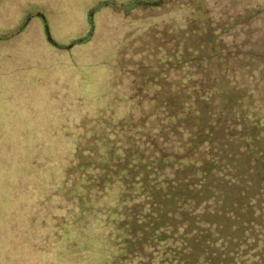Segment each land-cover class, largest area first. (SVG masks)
Masks as SVG:
<instances>
[{"label":"trees","instance_id":"obj_1","mask_svg":"<svg viewBox=\"0 0 264 264\" xmlns=\"http://www.w3.org/2000/svg\"><path fill=\"white\" fill-rule=\"evenodd\" d=\"M174 1L84 4L88 30L63 43L36 14L44 51L83 76H50L47 99L57 105L23 97L24 116L38 111L18 122L15 144L34 158L15 175L42 193L19 206L34 192L2 188L11 228L0 230L1 264H264V39L226 40L227 24L214 25L210 12L201 20L180 0L163 13L175 23L145 28L135 52L121 45L114 57L116 42L105 41L74 52L100 30L102 10L155 20ZM36 66L33 84L46 81ZM3 90L13 113V90Z\"/></svg>","mask_w":264,"mask_h":264},{"label":"rangeland","instance_id":"obj_2","mask_svg":"<svg viewBox=\"0 0 264 264\" xmlns=\"http://www.w3.org/2000/svg\"><path fill=\"white\" fill-rule=\"evenodd\" d=\"M94 2L95 0H0V98L5 95L3 88L6 86L9 91L13 90L11 98L15 104L13 113L8 114L5 111L7 103L0 101V208L2 207V200H5L1 192L5 186H11L12 188H14L13 186L18 188L23 186L27 191L34 192L31 193L32 196L29 198L19 200V206H24L25 203H39L40 201L35 199V196L42 193V190H37L28 184L27 181L30 179L20 180L15 175V171L20 164L34 158L32 151L20 150L15 144L16 140L19 141L18 135L24 132L23 125L20 127L18 122L22 124L25 118L30 116L33 118L32 112L36 115L35 111H38L32 107L27 109L30 113L24 116L22 110L23 97L39 95L45 100L39 103L41 106L46 104L57 105L58 103L47 99L53 92V86L50 85V76L53 75L60 81L73 83H77L79 80L81 82L83 76L66 59L54 58L47 50L44 51L42 22L36 14L39 13L45 17L51 35L63 43L70 41V38L82 36L88 30L83 15V5H90ZM190 2L195 9L194 12L196 11V17L198 16L203 20L204 14L210 12L209 15L214 25L227 24L225 26H229L230 29L227 30L225 36L226 40L230 39L232 41L234 35L237 34L244 36L245 40L264 39V0H190ZM172 3L159 12H154L157 15L155 20L149 19L151 11L142 13L139 17H136L137 11H135L134 14H131V19H127L124 16L116 15L109 9L102 10L97 18L100 30L95 31L91 43L76 47L74 52L76 54L80 51L84 52V56L86 51L87 53L90 50L96 52L97 49L101 48L100 42L104 41L108 45L116 42L112 46L115 52L114 57L118 55V46L121 47V45L125 46L127 44V48L135 52L138 50L137 44L143 46V40L149 38V33L145 32V28L155 27V32L151 33L153 35L157 34L164 26H171V23H175V21L170 20V16L164 17L163 13L180 8V4L184 2L175 0ZM223 12L224 15H222ZM186 13H189V11L183 10L177 14L176 20L182 21ZM28 17L30 20L26 23L23 32H18L17 28ZM206 17L208 16L206 15ZM145 19H147L148 24L144 28L138 22H134V20ZM232 24L236 27L233 28ZM93 52H90V54H93ZM35 56L37 61L31 65L30 58L32 59ZM142 59L143 56H139V61ZM26 61H29V63L25 64ZM22 65L25 67L20 70ZM35 65L42 73V76L39 77L40 80L46 81L32 83V80L37 81L33 72ZM88 109L92 110V107ZM14 122L15 124H10ZM11 133H13V138L10 136ZM18 199L9 200L10 204H15ZM0 215V230L5 235L9 232L11 226L7 218L2 214ZM4 257L5 255L1 253L0 264L3 262Z\"/></svg>","mask_w":264,"mask_h":264}]
</instances>
